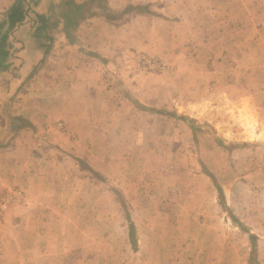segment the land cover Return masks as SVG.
I'll list each match as a JSON object with an SVG mask.
<instances>
[{
	"label": "crops",
	"instance_id": "crops-1",
	"mask_svg": "<svg viewBox=\"0 0 264 264\" xmlns=\"http://www.w3.org/2000/svg\"><path fill=\"white\" fill-rule=\"evenodd\" d=\"M146 1L0 0V264H264V117L250 141L224 121L221 138L199 146V175L143 164V123L130 113L173 74L143 69V53L160 55L177 26L154 17L153 0L143 13ZM188 3L170 4L184 23L181 8L197 7ZM120 104L129 117L116 139L103 119ZM86 165L101 191L85 189Z\"/></svg>",
	"mask_w": 264,
	"mask_h": 264
},
{
	"label": "rangeland",
	"instance_id": "rangeland-1",
	"mask_svg": "<svg viewBox=\"0 0 264 264\" xmlns=\"http://www.w3.org/2000/svg\"><path fill=\"white\" fill-rule=\"evenodd\" d=\"M148 1L151 2L147 0L144 3ZM176 1L153 0L154 17L166 23L172 18L177 26L170 25L165 32L167 38L162 53L155 56L143 53L141 64L148 72L157 70L173 74L164 75V87L156 94V98L155 94L143 97V105L135 106L134 110L137 111L130 113V116L135 127L139 119L143 123V164L146 168L160 171L170 167V170H174L182 165L188 168L193 176V173L199 175V172L205 170V165L199 161V146L209 140L216 143L215 138L222 136L219 130L225 124L224 121L230 120L233 124L234 118L236 124L233 125L241 126L242 130L248 132H245L243 141H250L252 136L249 133L255 116L264 117V54L255 55V51L264 50V34H261L260 38L255 35V24H252L255 18L263 21L259 12L264 10L261 7L264 0H192L196 1L197 7H190L189 10L181 8V11L186 13L185 18L191 17L186 19L185 23L170 7V4ZM187 1L180 0L181 6ZM188 4L196 6L195 3ZM253 5H256V8H253ZM151 10L149 8V13ZM237 20H240L239 28L235 27ZM255 23L257 25V22ZM149 25L152 26L150 19ZM258 27L263 28L264 25ZM176 29H179L178 40L173 39L177 38V33L174 32ZM161 56L169 62L162 60ZM131 59L135 61L132 56ZM118 62L121 61L114 59L101 64L112 66ZM135 65L137 70H142L136 63ZM134 71L130 72L132 76ZM107 76L108 74L105 79ZM120 76L122 80L123 75ZM239 80L241 89L237 86ZM226 101L227 104L230 101L243 104L227 105ZM103 107L112 109L111 106ZM157 110H171L186 119L162 117L155 114ZM140 112H143V116L139 115ZM237 112L239 114H236ZM233 113L236 118L239 116V119H235ZM128 115L129 111L121 104L116 106L114 113L105 115L104 122L114 123L116 139L120 138L118 129ZM188 123L195 126L193 131ZM217 139L222 142V139ZM151 143H154L152 149ZM110 146L117 150L118 145ZM84 169L85 189L90 192L91 188L96 191L105 188L98 187L103 181L101 177L87 168V165ZM110 187H113L117 202L123 203L122 188L117 183H111ZM148 192L153 196L156 193L149 190ZM127 195L130 197L133 194ZM126 202L129 207L137 204L129 200ZM147 203L151 206L155 204L154 200H148ZM134 206L138 208V204ZM120 208L123 209L122 205Z\"/></svg>",
	"mask_w": 264,
	"mask_h": 264
},
{
	"label": "trees",
	"instance_id": "trees-1",
	"mask_svg": "<svg viewBox=\"0 0 264 264\" xmlns=\"http://www.w3.org/2000/svg\"><path fill=\"white\" fill-rule=\"evenodd\" d=\"M149 7H150V4L149 3H143V8H141V7H139V8H137V9H143L142 11H143V13H148L149 12ZM150 13H151V11H150ZM157 112L158 113H162V114H170V115H172V116H174L175 118H180V119H185V117L184 116H175L176 114L175 113H171V112H165V111H162V110H157ZM190 128L192 129V130H194V128H195V126H193V125H190ZM220 142V141H219ZM216 185V187H217V191L220 193V187L217 185V184H215ZM129 225H132V222L130 221V223H129Z\"/></svg>",
	"mask_w": 264,
	"mask_h": 264
},
{
	"label": "built area",
	"instance_id": "built-area-1",
	"mask_svg": "<svg viewBox=\"0 0 264 264\" xmlns=\"http://www.w3.org/2000/svg\"><path fill=\"white\" fill-rule=\"evenodd\" d=\"M19 194L18 190H15V189H12L10 192H8V194H6L4 196V202L6 201H14L15 200V197H17Z\"/></svg>",
	"mask_w": 264,
	"mask_h": 264
},
{
	"label": "bare ground",
	"instance_id": "bare-ground-1",
	"mask_svg": "<svg viewBox=\"0 0 264 264\" xmlns=\"http://www.w3.org/2000/svg\"><path fill=\"white\" fill-rule=\"evenodd\" d=\"M252 123V122H251ZM254 125V124H253ZM255 126V125H254ZM261 133V132H260Z\"/></svg>",
	"mask_w": 264,
	"mask_h": 264
}]
</instances>
